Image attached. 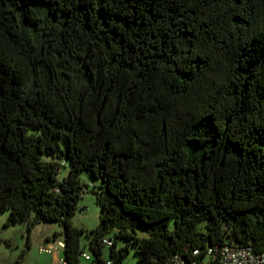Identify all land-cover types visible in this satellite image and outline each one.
Instances as JSON below:
<instances>
[{
    "label": "trees",
    "instance_id": "16d2710c",
    "mask_svg": "<svg viewBox=\"0 0 264 264\" xmlns=\"http://www.w3.org/2000/svg\"><path fill=\"white\" fill-rule=\"evenodd\" d=\"M83 170L91 230L72 219ZM4 210L29 233L61 222L63 264H122L133 243L135 264L264 254V0H0Z\"/></svg>",
    "mask_w": 264,
    "mask_h": 264
},
{
    "label": "rangeland",
    "instance_id": "374dc122",
    "mask_svg": "<svg viewBox=\"0 0 264 264\" xmlns=\"http://www.w3.org/2000/svg\"><path fill=\"white\" fill-rule=\"evenodd\" d=\"M63 147H66L65 139H61ZM50 158L49 156H45ZM69 170V167L64 168L60 173L63 178ZM81 179L88 184L89 188L80 200V207L76 210L73 216V222L80 228L87 230L94 229L100 222V206L97 203L95 190H98L99 180L95 179L93 174L88 170L81 172ZM10 210L0 212V234L2 240L0 242V263H12L21 258V264H51V257L53 252L57 249V242H54L55 247L50 246L47 237L54 238L56 232L60 233L58 239L63 238L64 226L61 222L42 220L35 225L29 233L27 224L25 222L7 223ZM137 232L141 236H148L147 230L137 228ZM107 238L117 239L118 245H123L126 240L116 236V229L111 230ZM10 240L9 243L7 240ZM53 242V240H51ZM82 242H87L86 236L82 237ZM137 245L135 243L130 245V252L123 260L122 264H135L138 259L136 251ZM61 251L63 249H60ZM89 251L88 248H86ZM105 255L108 257L110 248L105 247Z\"/></svg>",
    "mask_w": 264,
    "mask_h": 264
},
{
    "label": "built area",
    "instance_id": "2783aa9c",
    "mask_svg": "<svg viewBox=\"0 0 264 264\" xmlns=\"http://www.w3.org/2000/svg\"><path fill=\"white\" fill-rule=\"evenodd\" d=\"M111 243V242H109ZM59 246L63 248L64 243L59 240ZM196 254L199 250L195 251ZM85 259L91 261V255L84 253ZM63 262V258H62ZM64 263V262H63ZM169 264H188L175 255ZM192 264H264V254L256 253L251 247L236 242H227L224 245L210 247L207 256L202 261H194Z\"/></svg>",
    "mask_w": 264,
    "mask_h": 264
},
{
    "label": "crops",
    "instance_id": "0c3cea01",
    "mask_svg": "<svg viewBox=\"0 0 264 264\" xmlns=\"http://www.w3.org/2000/svg\"><path fill=\"white\" fill-rule=\"evenodd\" d=\"M48 242L50 243V246H54V242H57V249L53 252V256L51 257V264H63L62 258H63V250L61 251L60 249H63L62 247L59 246V240H54V238H51L50 236L47 237ZM53 240V242L51 241Z\"/></svg>",
    "mask_w": 264,
    "mask_h": 264
}]
</instances>
